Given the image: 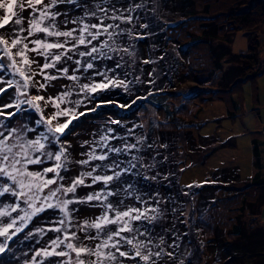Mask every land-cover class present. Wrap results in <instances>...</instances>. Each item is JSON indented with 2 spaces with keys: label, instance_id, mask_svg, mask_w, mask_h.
Returning <instances> with one entry per match:
<instances>
[{
  "label": "snow or ice",
  "instance_id": "6c2138e0",
  "mask_svg": "<svg viewBox=\"0 0 264 264\" xmlns=\"http://www.w3.org/2000/svg\"><path fill=\"white\" fill-rule=\"evenodd\" d=\"M147 4L0 0V98L14 90L10 103L0 105V264H8L21 236L39 245L25 264H191L179 253L181 235L188 234L161 224L169 211L162 204L171 202L160 194L164 185L153 193L151 185L144 191L139 180L133 183L149 179L141 167H157L144 163L153 149L148 137L129 142L131 129L119 135L109 127L98 139L81 141L85 151L75 154L69 140L86 115L79 111L85 103L110 100L111 90L127 92L143 82L133 73L137 44L147 34L138 29L151 26ZM64 80L70 83H59ZM8 108L14 111L5 116ZM9 117L22 122L11 127ZM69 172L77 173L70 181ZM150 179L158 181V172ZM40 220L45 227H35ZM48 233L56 235L45 241Z\"/></svg>",
  "mask_w": 264,
  "mask_h": 264
},
{
  "label": "trees",
  "instance_id": "16d2710c",
  "mask_svg": "<svg viewBox=\"0 0 264 264\" xmlns=\"http://www.w3.org/2000/svg\"><path fill=\"white\" fill-rule=\"evenodd\" d=\"M195 1L200 3L202 15L199 14L196 7H193L194 0H148L147 7L151 11L146 13L145 18L152 17L151 26L149 29H138V31L147 34L143 40L144 46L140 43L137 44V64L133 73L135 76H140L143 82L131 85L127 92L122 87L113 89L129 97L131 101L133 99L137 101L134 117H121L118 114L112 117L109 114H103V124L99 126V133L101 134L111 127L116 129L119 135H126L131 129L132 135L128 137L129 142H133L137 137H148V143L153 145V149L146 152L144 163H156L157 167L153 170L141 167L139 169L141 175H146L149 179L133 178V183L139 180L137 187L144 191L149 190V185H151L153 193L156 187L164 185V187H160V194L165 198L171 197V202L162 204V207L168 208L169 211L161 224L164 229H171L175 224L181 234H188L187 236L181 235L179 241V253L183 258L190 259L191 264H198L202 256L201 240L193 227L194 223L200 220L199 210L202 203L205 209L213 207L212 212H214L215 220H212L213 222L209 226L220 227L227 243L233 245L232 247H238V252L248 251L253 264H260L262 261L264 262V253L259 250L260 248L256 244H264V229L256 215L254 221L250 223H248V219L240 221V216L244 211L250 212V214L259 211L260 204L257 200L259 194L256 191L255 182L263 180L260 172L257 169L252 171L248 182L246 181L247 184L236 187L232 192L226 190L229 185L224 184L217 188H211L208 197L201 194L204 190L200 194L197 189L190 192L188 186L180 184L175 164L178 162L180 154L185 153L189 146L195 150L196 154L203 150L207 153L214 147V143H212L214 141L208 143L201 141L196 144L191 135L186 141L189 146L185 145L183 148L184 144L176 145L181 134H187L190 127L197 128L199 122L196 121V110L205 105L207 99H221L225 102L226 114L234 115L236 112L234 110L235 103L231 99L230 93L237 90L235 100L237 104H240L242 101L240 86L248 80L250 97L255 100L256 76L264 70L261 66V59L257 56L260 37L256 33H248L245 49L233 51L228 47L226 34L235 29L250 32L252 29L254 30L256 24H264V0ZM173 41H176L174 48L184 51L185 62L183 65L195 75L198 74V71L194 68L199 69V67L207 72L210 70L220 71L215 87L197 86L192 91L186 90L187 86L179 84V88L162 89L160 85H155V80L154 83L148 82L154 78H163L162 71L166 68L163 61L164 50ZM158 58L161 61H157ZM144 59L153 60L155 66L145 69ZM159 65L164 67L159 69L158 74L149 76L148 73L152 72L154 67L158 71L157 66ZM141 69H144L143 75H141ZM129 78L131 79V77ZM150 93L151 95H149ZM180 111L186 113V121L180 115ZM117 125L121 127L118 128ZM203 139L206 138L203 137ZM111 142L119 143L115 140ZM254 151L253 162L257 166L258 151L256 148ZM153 157L155 160L152 159ZM193 160L199 162L202 159L195 158ZM157 172L159 180L152 181L150 177ZM204 189L209 191L208 188ZM188 202H190V208L186 212L184 206ZM173 208L177 209V212L173 213L171 211ZM228 227V231H225L224 229ZM224 238L221 237V240ZM235 264L245 263L241 258H238Z\"/></svg>",
  "mask_w": 264,
  "mask_h": 264
},
{
  "label": "rangeland",
  "instance_id": "374dc122",
  "mask_svg": "<svg viewBox=\"0 0 264 264\" xmlns=\"http://www.w3.org/2000/svg\"><path fill=\"white\" fill-rule=\"evenodd\" d=\"M192 5L196 7L199 14L202 15L200 3L194 0ZM61 7L64 6L61 5ZM0 15H2V10H0ZM9 27H11V25ZM208 31H211V29H208ZM3 32L4 30H0V34ZM205 32L207 31L205 30ZM248 33H256L257 36L260 37V43L257 45V56L261 59V66L264 68V24H256L254 30L252 29L250 32L242 29H235L229 32L226 34L228 36V47L233 51L241 48L245 49ZM139 43L142 44V46L145 44L144 41ZM175 43L176 41H173L171 45L168 44L164 50L165 54L163 56V61L164 64H166V68L163 71L160 70L162 71L163 78L152 79L156 81L155 85H160L162 89H169L174 87L179 88L180 84L184 87L187 86L186 90L192 91L197 88V86L209 85L215 87L220 71L215 70L213 72V70H210L207 72L205 69L201 70V67H199V69L194 68L198 71V74L195 75L183 65L185 62L184 51L182 52L179 48H174ZM156 60L161 61L159 58ZM4 63L7 64V60H5ZM153 63L152 65H145V69L155 66ZM157 67L158 71H156V67L153 68L155 69L153 75L158 74L159 69H162L164 66L159 65ZM153 69L151 71H153ZM59 83L67 84L70 82L64 80ZM249 86L248 80L244 81L240 86L242 94V101L240 104H237L235 100L237 90L230 93L231 99L235 103L234 110L236 112L234 115L226 114L225 102L219 98L207 99L206 104L196 110V119L199 120V125L197 128L190 127V131L187 134H181L180 132L181 138L176 145L181 146V144H184L183 148H185V145L189 146L186 141L190 138L189 135H191L196 144L201 141L206 143L214 141L212 142L214 143V147L207 153L203 150L196 154L195 150L189 146L185 153L180 154L181 156L175 166H177V179L180 184L188 187L191 186L189 187L190 192L197 189L200 194V192L204 190L201 194L208 197L211 193V188H217V186H223V184L229 185L230 187H226V190L231 192L235 190L236 187H242L247 184L246 181L248 182L252 171L257 169L261 176H263L262 181L255 182L257 185L256 191L259 194L257 200L260 204V208L259 211L254 212V214L244 211L242 216H240V221L248 219V223H250L254 221V216L256 215L260 225L264 229V70L256 76L255 100L250 97L251 93ZM111 91L112 95L110 100L104 98L102 100H97L95 104L85 103V105L79 109V111L86 112V115L81 117L78 127L75 128L72 136L69 137V140L73 141L74 154L85 151L84 148L79 147L81 141L98 139L100 134L99 126L103 124V114H109V116L112 117L116 114L121 117H134L133 113L137 108V101L128 108L125 105L132 104V101L135 100L133 99L131 101L129 97L120 94L118 90ZM13 92V89H8L7 94H2L0 105L10 103V96ZM98 105L97 111H91L94 106ZM2 110L5 116L7 113L14 111V109L11 108ZM179 113L186 121V113L182 111ZM33 115H35L33 112L28 113L29 117ZM0 119H4V117H0ZM8 119L11 121V127H16L22 122L20 118L9 117ZM29 126H31V121H29ZM203 137L206 139H203ZM255 148L258 151V158L256 159L257 166L253 162ZM201 156L203 157L201 158ZM195 158L197 160H202L198 162L193 160ZM75 167L78 168L79 166ZM76 174V172H69V181ZM204 188H208L209 191ZM81 191L86 192L89 191V189H82ZM189 205L190 202L186 203L184 206L186 212L190 208ZM200 206V220L196 221L193 225L196 229L195 233L198 234L197 236L201 240L200 247L202 256L198 264H235L238 258H241L242 262L245 264H253L252 257L248 251L245 250L243 253L238 252V247H232L233 245L227 243V239L223 237L225 236L224 232L220 230V227L214 226L213 228L209 226L210 223L213 222L212 220H215L214 212H212L213 207H211V209H205L202 203ZM46 215L51 217V211ZM45 226L46 224L43 220H40L39 223H35V227ZM228 229L229 227L224 230L228 231ZM55 235V233H48L44 240L47 241L49 237H54ZM221 237L224 238V240H221ZM256 246L264 253V244L259 243L256 244ZM32 247H39V245H36L34 240H23V236H21V240L12 246V252L6 257L8 264H25L27 254L30 253ZM85 259H87V257H85ZM260 264H264V262L262 261Z\"/></svg>",
  "mask_w": 264,
  "mask_h": 264
},
{
  "label": "crops",
  "instance_id": "0c3cea01",
  "mask_svg": "<svg viewBox=\"0 0 264 264\" xmlns=\"http://www.w3.org/2000/svg\"><path fill=\"white\" fill-rule=\"evenodd\" d=\"M192 85H193V84H192ZM196 121H198V122H199V120H197V119H196ZM84 211H85V212H87V211H89V209H87V208H84Z\"/></svg>",
  "mask_w": 264,
  "mask_h": 264
},
{
  "label": "bare ground",
  "instance_id": "6f19581e",
  "mask_svg": "<svg viewBox=\"0 0 264 264\" xmlns=\"http://www.w3.org/2000/svg\"><path fill=\"white\" fill-rule=\"evenodd\" d=\"M54 83H56V82H54Z\"/></svg>",
  "mask_w": 264,
  "mask_h": 264
}]
</instances>
